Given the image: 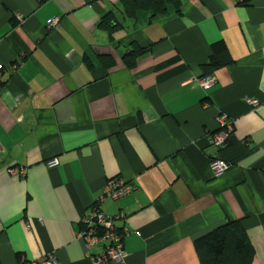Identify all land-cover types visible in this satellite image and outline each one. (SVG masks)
Returning a JSON list of instances; mask_svg holds the SVG:
<instances>
[{
  "label": "crops",
  "instance_id": "0c3cea01",
  "mask_svg": "<svg viewBox=\"0 0 264 264\" xmlns=\"http://www.w3.org/2000/svg\"><path fill=\"white\" fill-rule=\"evenodd\" d=\"M178 9L0 0V264H93L80 220L116 179L132 192L100 210L125 218L123 264H200L195 240L229 220L264 264V0ZM219 43L231 63L204 88ZM219 116L232 132L216 149Z\"/></svg>",
  "mask_w": 264,
  "mask_h": 264
},
{
  "label": "built area",
  "instance_id": "2783aa9c",
  "mask_svg": "<svg viewBox=\"0 0 264 264\" xmlns=\"http://www.w3.org/2000/svg\"><path fill=\"white\" fill-rule=\"evenodd\" d=\"M18 17V16H17ZM59 20L55 19L51 22L50 28L56 27ZM2 66H0V70ZM214 83L212 76H206L201 79V86L208 87ZM252 107H256V101H248ZM218 128L221 131L208 139V143L216 149L223 148L226 145L228 135L232 132V125L227 122L225 116L217 118ZM223 130V131H222ZM57 165L56 160L48 162L49 167ZM210 171L214 178H219L228 170V164L224 161L213 159L209 163ZM132 192V187L125 181L116 179L109 180L101 193V196L96 200L88 211L80 220L81 230L78 232V239H80L86 248V256H89L93 264H109L110 262H119L123 264L125 254L123 252V239L126 234L125 229H118L115 225L117 220H124L123 215L116 218L106 216L100 210V204L105 199L112 201L120 200L128 196ZM102 245V253L98 256H90V250L96 245ZM28 264H38L35 262ZM41 264H57L53 258H48L41 262Z\"/></svg>",
  "mask_w": 264,
  "mask_h": 264
},
{
  "label": "trees",
  "instance_id": "16d2710c",
  "mask_svg": "<svg viewBox=\"0 0 264 264\" xmlns=\"http://www.w3.org/2000/svg\"><path fill=\"white\" fill-rule=\"evenodd\" d=\"M124 13L135 20L140 12L152 17L165 15L169 7H179V0H120ZM107 24V22H102ZM212 56L205 67L206 74L229 65L231 60L222 43L213 46ZM137 54V51L133 52ZM136 56V55H134ZM207 76V75H206ZM200 264H251L253 248L249 243L241 220H229L194 242Z\"/></svg>",
  "mask_w": 264,
  "mask_h": 264
}]
</instances>
